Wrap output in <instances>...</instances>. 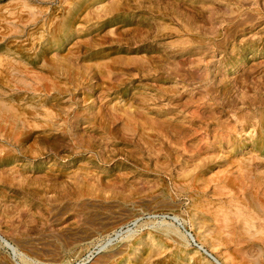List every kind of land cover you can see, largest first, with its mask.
Returning a JSON list of instances; mask_svg holds the SVG:
<instances>
[{
	"label": "rangeland",
	"instance_id": "1",
	"mask_svg": "<svg viewBox=\"0 0 264 264\" xmlns=\"http://www.w3.org/2000/svg\"><path fill=\"white\" fill-rule=\"evenodd\" d=\"M0 57V110L34 106L0 124V264H264V149L235 148L264 0H0Z\"/></svg>",
	"mask_w": 264,
	"mask_h": 264
},
{
	"label": "bare ground",
	"instance_id": "2",
	"mask_svg": "<svg viewBox=\"0 0 264 264\" xmlns=\"http://www.w3.org/2000/svg\"><path fill=\"white\" fill-rule=\"evenodd\" d=\"M16 49V50H14ZM13 51V54L18 56L19 59L21 61H26L28 60V64L29 65H34L36 64L39 59H40V55L43 57L46 55L47 53V48H43V51L35 56L34 58H30V52H28L26 50L25 47H14L11 49ZM4 66L3 64V59L0 57V84H2V89H5V84L8 83L9 81L6 80V74H5V71L2 69V67ZM42 87V86H41ZM21 88H24L26 89V93H29L30 94V88H27L25 86H22V87H19L17 90H15L14 94L11 95L10 92H6L2 95V98L3 99H17L18 101H23L22 99H19L20 98V95L22 94L21 93ZM37 89L39 87H36ZM32 90H35V87H33ZM39 90V89H38ZM42 90H45V92H48V88L46 86V88H42ZM46 94V93H45ZM46 97L48 99H51L53 98L52 96H47L46 94ZM176 99L174 100H170V103H173ZM25 102V101H24ZM31 109H34V106H32V108H29V109H19L17 106H14V110H12L11 112H4L2 109L0 110V124H4V128L7 130V129H15V130H18L19 128H21V121H22V116L24 114L23 111H29L31 112L32 110ZM23 114H22V113ZM262 121H264V116H262ZM262 126H264V122L261 123ZM264 128V127H263ZM264 130V129H263ZM264 135V134H263ZM221 142H224V146H228L229 149H232L233 151L232 152H235V148H238V150H240L241 153L238 154V156L242 155V153H244V149H248V147H251L252 151H255L257 153H261V151L264 149V136L260 137L259 139H257L256 141H252L250 144H247L245 142H241L242 144H239V145H236L235 148L233 146V144L235 143V141H232V140H229V139H225V140H221ZM215 143V141L213 142V144ZM217 143V142H216ZM221 144V143H220ZM214 146V145H213ZM238 146V147H237ZM242 147V148H241ZM250 149V150H251ZM243 151V152H242ZM223 153V152H222ZM234 155V154H233ZM228 156L224 153L221 155V157H219V159L221 161H223V163L225 162L226 158ZM218 160V157L216 158V161ZM218 163V162H217ZM257 197V195H256ZM201 249V248H200ZM202 250V249H201ZM206 253V252H204ZM207 256L209 257V255L207 254ZM212 257V256H211ZM210 258V257H209ZM210 260L214 263V264H222L221 262H219L216 258H213L212 259L210 258Z\"/></svg>",
	"mask_w": 264,
	"mask_h": 264
},
{
	"label": "water",
	"instance_id": "3",
	"mask_svg": "<svg viewBox=\"0 0 264 264\" xmlns=\"http://www.w3.org/2000/svg\"><path fill=\"white\" fill-rule=\"evenodd\" d=\"M205 252V251H204ZM211 259H212V257L211 256H209Z\"/></svg>",
	"mask_w": 264,
	"mask_h": 264
}]
</instances>
